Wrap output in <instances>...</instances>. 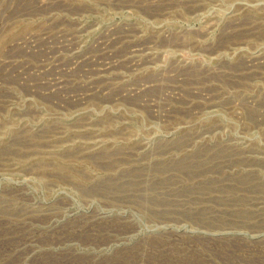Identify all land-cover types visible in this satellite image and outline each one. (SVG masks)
<instances>
[{"label":"rangeland","instance_id":"374dc122","mask_svg":"<svg viewBox=\"0 0 264 264\" xmlns=\"http://www.w3.org/2000/svg\"><path fill=\"white\" fill-rule=\"evenodd\" d=\"M0 264H264V0H0Z\"/></svg>","mask_w":264,"mask_h":264}]
</instances>
